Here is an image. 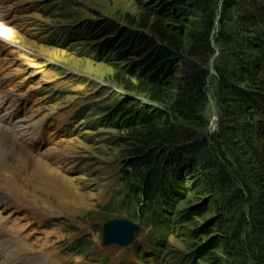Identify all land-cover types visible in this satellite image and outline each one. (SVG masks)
I'll list each match as a JSON object with an SVG mask.
<instances>
[{"label":"trees","instance_id":"16d2710c","mask_svg":"<svg viewBox=\"0 0 264 264\" xmlns=\"http://www.w3.org/2000/svg\"><path fill=\"white\" fill-rule=\"evenodd\" d=\"M157 2L140 1L148 9L149 33L108 19L68 33L100 37L92 46L98 59H130V75L142 83L135 88L159 102L120 97L113 107L96 109L103 124L127 134L121 138L128 146L121 209L106 210L149 227L152 247L143 250L136 242L146 262L181 228L197 258L264 264V0ZM193 10L199 27L185 32L174 25ZM212 64L219 112L214 130L207 114Z\"/></svg>","mask_w":264,"mask_h":264},{"label":"rangeland","instance_id":"374dc122","mask_svg":"<svg viewBox=\"0 0 264 264\" xmlns=\"http://www.w3.org/2000/svg\"><path fill=\"white\" fill-rule=\"evenodd\" d=\"M140 1L160 6L157 0H0V264H212L195 256L181 228L157 246L159 260H142L136 242L143 250L152 247L145 237L149 227L106 210L120 207L123 198L128 146L121 138L127 134L103 124L96 109L113 107L120 97L159 102L135 88L142 83L130 75V59H98L92 46L100 37L68 33L105 19L149 33L148 9ZM191 12L174 25L185 32L199 27V11ZM24 37L61 44L58 57L31 52ZM211 72L207 114L214 130V65ZM122 217L143 225L135 243L104 246L105 223Z\"/></svg>","mask_w":264,"mask_h":264},{"label":"water","instance_id":"95a60500","mask_svg":"<svg viewBox=\"0 0 264 264\" xmlns=\"http://www.w3.org/2000/svg\"><path fill=\"white\" fill-rule=\"evenodd\" d=\"M103 244L112 243L121 246H128L135 241L136 234L142 230L139 223H135L127 218H114L107 221L103 227Z\"/></svg>","mask_w":264,"mask_h":264},{"label":"bare ground","instance_id":"6f19581e","mask_svg":"<svg viewBox=\"0 0 264 264\" xmlns=\"http://www.w3.org/2000/svg\"><path fill=\"white\" fill-rule=\"evenodd\" d=\"M23 45H25V47L27 49H29L31 52L36 53L38 55H40L42 58L45 59H49V60H53L58 57L59 55V47L56 45H51V46H46L45 44H43L42 42H35L34 40L30 39V38H22V42ZM88 62L86 61L85 64L83 65V67H87L88 66ZM62 64H66L70 66V69L73 70V68L71 67V64L68 63V61L66 59H62L61 60ZM68 67V66H67Z\"/></svg>","mask_w":264,"mask_h":264}]
</instances>
